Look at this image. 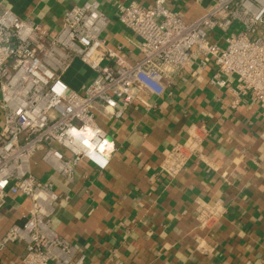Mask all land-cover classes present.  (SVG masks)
Wrapping results in <instances>:
<instances>
[{"label":"crops","instance_id":"obj_1","mask_svg":"<svg viewBox=\"0 0 264 264\" xmlns=\"http://www.w3.org/2000/svg\"><path fill=\"white\" fill-rule=\"evenodd\" d=\"M93 0H0L21 19L57 32L66 10ZM109 18L102 37L130 62L140 58L137 37L120 21L119 7L155 0H96ZM215 0H167L171 11L192 22ZM221 32L213 37L221 45ZM214 68L173 72L169 91L144 95L119 118L102 102L94 112L117 150L106 170L83 160L69 182L41 159L31 158L36 177L63 196L53 215L57 233L73 243L85 264H264V108L237 99L233 90L210 83ZM64 80L80 89L93 72L75 60ZM2 117L0 114V130ZM191 134L200 151L175 176L163 173L170 150ZM63 150V149H62ZM214 206L215 223L200 225L198 210ZM30 199L11 195L0 207V235L25 221ZM22 243H10L0 264H23Z\"/></svg>","mask_w":264,"mask_h":264},{"label":"built area","instance_id":"obj_2","mask_svg":"<svg viewBox=\"0 0 264 264\" xmlns=\"http://www.w3.org/2000/svg\"><path fill=\"white\" fill-rule=\"evenodd\" d=\"M119 12L138 40L135 62L106 45L102 35L110 21L96 0L66 10L57 32L21 19L0 2V207L11 195L31 201L25 221L0 235V253L10 243H22L23 264H85L77 247L54 229L63 196L51 181L35 176L31 158L40 152L69 182L83 160L106 170L118 145L97 122V102L116 118L134 101L149 108L144 95L165 94L173 72L196 66L213 67L211 84L230 87L237 99L264 108V0H215L192 22L171 11L167 0H155L152 7L133 2ZM216 32L224 34V45L213 37ZM75 60L93 72L78 90L63 77ZM200 142L191 134L175 145L163 173L175 177L200 151ZM220 214L214 206L200 208V225H212Z\"/></svg>","mask_w":264,"mask_h":264},{"label":"clouds","instance_id":"obj_3","mask_svg":"<svg viewBox=\"0 0 264 264\" xmlns=\"http://www.w3.org/2000/svg\"><path fill=\"white\" fill-rule=\"evenodd\" d=\"M72 134H73V135H79V133H77L75 129H72ZM89 135H90V134H89ZM84 143L87 144L88 141L85 140Z\"/></svg>","mask_w":264,"mask_h":264}]
</instances>
